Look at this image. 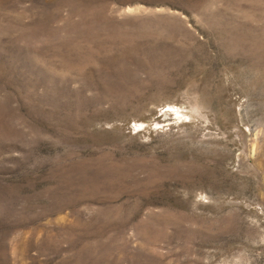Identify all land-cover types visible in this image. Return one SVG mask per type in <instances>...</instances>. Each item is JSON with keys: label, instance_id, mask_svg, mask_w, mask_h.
Returning a JSON list of instances; mask_svg holds the SVG:
<instances>
[{"label": "rangeland", "instance_id": "374dc122", "mask_svg": "<svg viewBox=\"0 0 264 264\" xmlns=\"http://www.w3.org/2000/svg\"><path fill=\"white\" fill-rule=\"evenodd\" d=\"M0 264H264V0H0Z\"/></svg>", "mask_w": 264, "mask_h": 264}]
</instances>
